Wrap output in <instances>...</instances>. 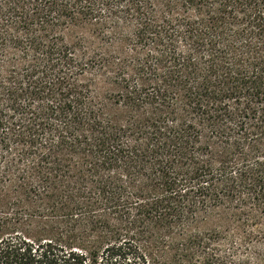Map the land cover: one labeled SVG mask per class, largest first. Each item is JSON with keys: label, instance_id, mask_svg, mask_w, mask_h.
<instances>
[{"label": "trees", "instance_id": "obj_1", "mask_svg": "<svg viewBox=\"0 0 264 264\" xmlns=\"http://www.w3.org/2000/svg\"><path fill=\"white\" fill-rule=\"evenodd\" d=\"M0 264H264V0H0Z\"/></svg>", "mask_w": 264, "mask_h": 264}, {"label": "rangeland", "instance_id": "obj_2", "mask_svg": "<svg viewBox=\"0 0 264 264\" xmlns=\"http://www.w3.org/2000/svg\"><path fill=\"white\" fill-rule=\"evenodd\" d=\"M210 224H202L201 229L209 227Z\"/></svg>", "mask_w": 264, "mask_h": 264}]
</instances>
